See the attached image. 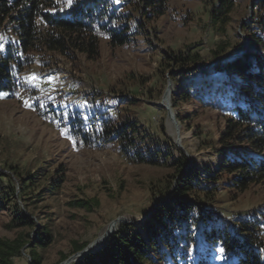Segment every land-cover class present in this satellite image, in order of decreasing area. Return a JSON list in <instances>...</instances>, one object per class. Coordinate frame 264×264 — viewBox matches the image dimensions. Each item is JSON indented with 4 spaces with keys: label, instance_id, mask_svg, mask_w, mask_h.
<instances>
[{
    "label": "trees",
    "instance_id": "trees-1",
    "mask_svg": "<svg viewBox=\"0 0 264 264\" xmlns=\"http://www.w3.org/2000/svg\"><path fill=\"white\" fill-rule=\"evenodd\" d=\"M173 1L0 0V98L27 89L24 74L37 63L48 66L55 56L73 59L77 54L95 59L102 38L112 47L128 43L141 30L158 38L160 20L172 14ZM208 2L207 25L224 35L236 0ZM192 17L187 11L180 19L187 23ZM241 29L248 37L246 49L245 42L221 40L211 50L210 60L191 47L170 49L161 60L162 68L173 72L172 81L186 77L187 83L178 85L173 94L174 108L196 97L200 106L224 120L216 166L189 164L175 143L141 145L152 133L138 119L116 110L119 100L88 116L44 110L50 124L65 129L84 147L117 144L126 161L170 172V186L159 194L165 199L145 220L120 223L101 249L70 264H264V0L252 3L251 18ZM230 48L241 51L220 60ZM177 117L187 123L192 116ZM197 135L203 146L214 145L206 135ZM41 163L37 170L11 165V175L0 171V213L7 214L6 225L15 232L13 237H0V264H16L24 254L29 264H62L90 242L68 238L67 220L78 221L81 212H95L100 199L75 196L65 206L55 203L63 175L60 170L52 174L49 163ZM158 186L152 182L150 189ZM254 188L261 194L258 207L232 218L224 216V202L236 203ZM66 241L67 249H59ZM203 250L213 251L222 262L200 255ZM53 252L55 261L50 260Z\"/></svg>",
    "mask_w": 264,
    "mask_h": 264
},
{
    "label": "rangeland",
    "instance_id": "rangeland-1",
    "mask_svg": "<svg viewBox=\"0 0 264 264\" xmlns=\"http://www.w3.org/2000/svg\"><path fill=\"white\" fill-rule=\"evenodd\" d=\"M208 1H173L172 14L160 20L162 30L158 38L149 30H141L118 47H112L108 39L102 38L100 54L95 59L77 54L73 59L55 56L48 66L37 63L24 74L29 82L27 89L0 98V171L11 175L8 170L11 165L37 170L41 162L46 161L52 174L60 170L63 175L55 203L65 206L75 196L98 197L101 201L95 212H81L78 221L67 220L71 224L66 230L68 238L75 236L90 244L117 218L127 221H119L117 226L139 224L152 213L159 200L165 199L166 196L159 194L168 190L170 172L167 168L126 161L117 144L84 147L76 143L65 129L50 124V118L42 114L45 109L88 116L96 110L102 111L103 104L111 108L119 100L121 106L116 110L138 119L142 128L152 133L141 145H155L156 141L165 146L175 143L188 156L189 164L217 165L220 159L216 152L217 140L224 120L216 112L200 106L196 97L174 108L173 94L178 85L186 82V77L179 75L176 82L172 81L173 72L161 66L164 53L170 49L191 47L210 60L211 50L218 41L228 40L232 44L241 41L247 43L245 49L248 47V37L241 26L250 20L252 3L256 0H236L224 35L214 33L207 25V9L211 8ZM187 11L193 19L184 23L180 18ZM230 49L224 55L240 52ZM214 62L210 61L207 68ZM33 76L36 79H32ZM177 114L192 117L182 123ZM197 133L206 135L207 142L214 145L203 146ZM152 182H156L158 188L151 190ZM258 190L254 188L236 203L224 202L221 206L224 216L232 218L246 208L258 207L257 200L261 197ZM8 222L7 214L0 213V237L15 235L7 227ZM57 222H61V218ZM58 248L67 249V241ZM208 252L203 250L199 254L209 255L216 263L222 262L213 251ZM56 258L53 252L50 260ZM16 264H29L27 254L16 259Z\"/></svg>",
    "mask_w": 264,
    "mask_h": 264
},
{
    "label": "water",
    "instance_id": "water-1",
    "mask_svg": "<svg viewBox=\"0 0 264 264\" xmlns=\"http://www.w3.org/2000/svg\"><path fill=\"white\" fill-rule=\"evenodd\" d=\"M247 42L249 43V41H247ZM240 51H241V50H240ZM238 52H239V51H238ZM231 53H232V52L228 53L227 55H224V56L221 57V58H229V57H232L233 55H235V54H232V55H231ZM119 221H121V222H127V221H125V220L122 219V218H117V219L113 220L112 222H113L114 224H116V223L119 222ZM115 230H116V229L114 228V229H112V230L110 231V233L107 234L106 239H105V242H107V240L111 237V235L114 233ZM95 241H96V240H94L92 243H90V244H89L86 248H84L83 250H81V251L77 252L76 254L72 255L71 257H69L66 261L63 262V264H70V263L73 262L74 260H77V259H79V258H82V257H84L85 255H87L88 253H91V252L97 251V250L101 249V248L105 245V242L102 243V244H100V245H96Z\"/></svg>",
    "mask_w": 264,
    "mask_h": 264
},
{
    "label": "bare ground",
    "instance_id": "bare-ground-1",
    "mask_svg": "<svg viewBox=\"0 0 264 264\" xmlns=\"http://www.w3.org/2000/svg\"><path fill=\"white\" fill-rule=\"evenodd\" d=\"M117 223L114 224L113 222H111L107 228L104 230V232L102 234H100V236L98 237V239L95 241L96 245H100L102 243L105 242L106 236L108 233H110V231L114 228H116Z\"/></svg>",
    "mask_w": 264,
    "mask_h": 264
},
{
    "label": "snow or ice",
    "instance_id": "snow-or-ice-1",
    "mask_svg": "<svg viewBox=\"0 0 264 264\" xmlns=\"http://www.w3.org/2000/svg\"><path fill=\"white\" fill-rule=\"evenodd\" d=\"M68 2H69V3H71V0H68ZM32 79H36V77H35V76H33V77H32Z\"/></svg>",
    "mask_w": 264,
    "mask_h": 264
}]
</instances>
